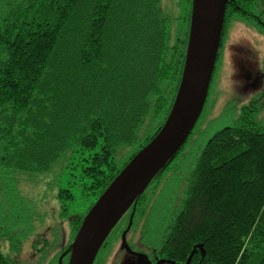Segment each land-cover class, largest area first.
Instances as JSON below:
<instances>
[{
  "label": "trees",
  "instance_id": "16d2710c",
  "mask_svg": "<svg viewBox=\"0 0 264 264\" xmlns=\"http://www.w3.org/2000/svg\"><path fill=\"white\" fill-rule=\"evenodd\" d=\"M185 1L186 36L172 44L162 0H0V264H21L46 217L22 193L21 175L37 183L35 175L66 162L70 175L79 173L54 196L65 220L76 191L89 202L68 221L67 245L46 249L43 236L33 243L44 260L53 248L58 261L110 184L161 131L185 65L193 0ZM257 1L230 0L215 72L230 24ZM260 111L256 102L243 107L183 173L193 131L138 199L127 235L139 226L146 249L132 250L162 264H264ZM133 210L122 218L127 227Z\"/></svg>",
  "mask_w": 264,
  "mask_h": 264
},
{
  "label": "rangeland",
  "instance_id": "374dc122",
  "mask_svg": "<svg viewBox=\"0 0 264 264\" xmlns=\"http://www.w3.org/2000/svg\"><path fill=\"white\" fill-rule=\"evenodd\" d=\"M186 9L187 3L185 0H162L163 13L170 18L171 22L172 44H176L186 36L187 25L183 22ZM262 11H264V0H258L252 12L255 16H260L264 20V12ZM247 18L248 15H245V18L234 19L230 24L205 109L181 159L180 170L183 173L185 168L188 169L193 161L199 157L206 142L214 134L224 127L233 125L243 107H247L254 102L259 103L261 111L258 114V120L260 122L264 121V28ZM254 77L259 78L260 81L256 83ZM148 127L149 122L146 123L140 134L142 139L145 137V130ZM66 163L67 169H65V166L58 165L48 175H35L33 179L37 183H34L35 181L27 175L20 176L22 193L37 200L41 211L46 213L44 222L37 227L36 235L24 244L21 264H58L57 261L52 262L56 253L55 251L51 252L53 248L44 260L43 255L33 247L34 241H37L41 236L44 237L43 242L48 244L45 247L46 249H49L52 245L63 248L62 246H66L68 240H70L68 239L71 230L68 223L70 218L68 217L65 220L60 217L61 211L54 199L59 185L67 187L69 181H76L79 176L76 170L71 171L72 174H76V178L70 175L68 171L70 163ZM168 178L164 176L162 182ZM152 192L153 188L149 193L152 194ZM78 193L76 191L77 200L70 207V213L74 215L85 213L89 206V202L84 197L82 199ZM127 224L126 218L117 224L108 237V244L99 252L95 264H125L128 253L123 247L122 236ZM51 228H57L63 236L58 235L57 240ZM139 231L140 227L135 226L132 232L127 235L130 249H146L140 241ZM134 234L136 242L131 238ZM55 240L56 244H53ZM142 253L150 254L148 251ZM63 264H66V262Z\"/></svg>",
  "mask_w": 264,
  "mask_h": 264
},
{
  "label": "water",
  "instance_id": "95a60500",
  "mask_svg": "<svg viewBox=\"0 0 264 264\" xmlns=\"http://www.w3.org/2000/svg\"><path fill=\"white\" fill-rule=\"evenodd\" d=\"M229 3L230 0H193L183 75L170 114L161 131L138 152L89 211L71 245L68 264H95L108 237L132 207L134 210L129 225L122 236L123 247L139 261L150 262L146 254L132 252L127 233L132 228L138 199L180 152L203 114L214 78ZM163 262L161 260L156 264Z\"/></svg>",
  "mask_w": 264,
  "mask_h": 264
},
{
  "label": "flooded vegetation",
  "instance_id": "af4514ba",
  "mask_svg": "<svg viewBox=\"0 0 264 264\" xmlns=\"http://www.w3.org/2000/svg\"><path fill=\"white\" fill-rule=\"evenodd\" d=\"M258 3V1H257ZM257 5V4H256ZM264 12V11H262ZM247 15L250 16L252 18V21L256 22L257 24H259L260 27H263L264 28V20L260 17V16H255L253 14V12H247ZM254 81H256V83H258L260 81L259 78L257 77H254ZM132 252L134 253H142V252H138V251H135V250H132ZM70 253V254H69ZM128 255V259L125 261V264H156L157 262H154L153 259L149 258V263L147 261H139V259L137 257H135L134 255L132 254H127ZM148 256V254H146ZM70 256H71V250L70 252H68L67 254L66 253H63L61 255V257L58 258V261L57 263L60 264V261L62 262V264L64 262H66V264L69 263V260H70ZM67 259H68V262H67ZM64 260V262H63Z\"/></svg>",
  "mask_w": 264,
  "mask_h": 264
},
{
  "label": "bare ground",
  "instance_id": "6f19581e",
  "mask_svg": "<svg viewBox=\"0 0 264 264\" xmlns=\"http://www.w3.org/2000/svg\"><path fill=\"white\" fill-rule=\"evenodd\" d=\"M201 117H202V116H201ZM198 122H199V121H198ZM197 124H198V123H197ZM196 126H197V125H196ZM73 215H74V214L71 213V215L69 216V218H70L71 220H77V218L79 217L80 214H79V215H74V216H73ZM87 215H88V214H87ZM87 215H86V216H87ZM86 216H85V218H86ZM85 218H84V220H85ZM84 220H83V221H84Z\"/></svg>",
  "mask_w": 264,
  "mask_h": 264
}]
</instances>
